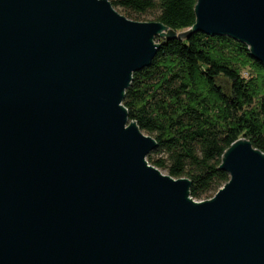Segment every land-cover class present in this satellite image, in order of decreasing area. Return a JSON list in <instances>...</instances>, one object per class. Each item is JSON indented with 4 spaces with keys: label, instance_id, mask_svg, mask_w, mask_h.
<instances>
[{
    "label": "water",
    "instance_id": "obj_1",
    "mask_svg": "<svg viewBox=\"0 0 264 264\" xmlns=\"http://www.w3.org/2000/svg\"><path fill=\"white\" fill-rule=\"evenodd\" d=\"M194 14L177 35L109 0H0V264H264V153L234 141L196 201L122 103L161 39L229 36L264 64V0Z\"/></svg>",
    "mask_w": 264,
    "mask_h": 264
},
{
    "label": "trees",
    "instance_id": "obj_2",
    "mask_svg": "<svg viewBox=\"0 0 264 264\" xmlns=\"http://www.w3.org/2000/svg\"><path fill=\"white\" fill-rule=\"evenodd\" d=\"M132 20L150 13L174 32L195 22L197 0H109ZM152 61L134 72L123 105L152 136L149 164L190 180L199 200L229 180L225 150L245 138L264 153V64L246 44L200 32L159 40Z\"/></svg>",
    "mask_w": 264,
    "mask_h": 264
},
{
    "label": "rangeland",
    "instance_id": "obj_3",
    "mask_svg": "<svg viewBox=\"0 0 264 264\" xmlns=\"http://www.w3.org/2000/svg\"><path fill=\"white\" fill-rule=\"evenodd\" d=\"M115 8V7H114ZM120 14L122 15H125L126 14L124 13V11L120 8V7H116L115 8ZM127 17V16H126ZM136 21H154V17L148 13V14H144V15H141L138 19H136ZM185 31V30H183ZM183 31H180V32H176V34H180L182 33ZM145 133V132H144ZM146 134V133H145ZM162 173L164 174H168L166 170H163V169H159ZM216 191H210L208 193H206L205 195H203V197L199 200H196V201H204V200H207V199H210L212 198L214 195H215Z\"/></svg>",
    "mask_w": 264,
    "mask_h": 264
}]
</instances>
